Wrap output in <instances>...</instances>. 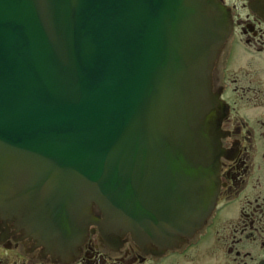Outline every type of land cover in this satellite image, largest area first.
<instances>
[{"label": "water", "instance_id": "1", "mask_svg": "<svg viewBox=\"0 0 264 264\" xmlns=\"http://www.w3.org/2000/svg\"><path fill=\"white\" fill-rule=\"evenodd\" d=\"M230 30L220 0H0V218L62 258L91 224L160 249L195 234L218 194L210 72Z\"/></svg>", "mask_w": 264, "mask_h": 264}, {"label": "flooded vegetation", "instance_id": "2", "mask_svg": "<svg viewBox=\"0 0 264 264\" xmlns=\"http://www.w3.org/2000/svg\"><path fill=\"white\" fill-rule=\"evenodd\" d=\"M221 1L229 8L231 31L210 72L219 116V188L202 228L160 249L152 243H135L129 233L111 234L105 240L98 226L91 224L77 255L62 258L14 222L0 218V264H260L264 260V19L251 11L252 1ZM93 209L94 216L102 218Z\"/></svg>", "mask_w": 264, "mask_h": 264}, {"label": "rangeland", "instance_id": "3", "mask_svg": "<svg viewBox=\"0 0 264 264\" xmlns=\"http://www.w3.org/2000/svg\"><path fill=\"white\" fill-rule=\"evenodd\" d=\"M226 1L228 3H230V2H236V0H226ZM200 250L203 251L204 250L203 247H201ZM186 258L189 260V257H186ZM187 259H185V260H187Z\"/></svg>", "mask_w": 264, "mask_h": 264}]
</instances>
